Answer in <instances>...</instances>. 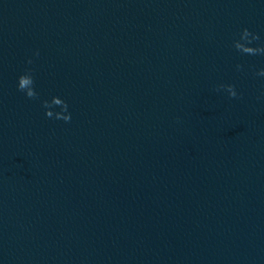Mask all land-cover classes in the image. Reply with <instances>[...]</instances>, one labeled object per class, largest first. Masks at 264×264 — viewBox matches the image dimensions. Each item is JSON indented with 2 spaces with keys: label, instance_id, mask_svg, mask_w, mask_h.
<instances>
[{
  "label": "water",
  "instance_id": "95a60500",
  "mask_svg": "<svg viewBox=\"0 0 264 264\" xmlns=\"http://www.w3.org/2000/svg\"><path fill=\"white\" fill-rule=\"evenodd\" d=\"M244 27L264 40V0H0V264H264Z\"/></svg>",
  "mask_w": 264,
  "mask_h": 264
},
{
  "label": "clouds",
  "instance_id": "9594fccd",
  "mask_svg": "<svg viewBox=\"0 0 264 264\" xmlns=\"http://www.w3.org/2000/svg\"><path fill=\"white\" fill-rule=\"evenodd\" d=\"M232 47L241 54L251 56H264V40H261L259 34L250 31L247 27L241 28L234 36L231 42ZM33 55L39 56V51H34ZM26 63L31 65L33 60L31 57L26 59ZM242 65L237 64L238 70L242 69ZM254 74L259 77H264V67L254 69ZM16 88L22 92L28 99H39V93L35 89V79L30 68H26L16 78ZM216 91H225L229 97H237L238 93L233 84H217ZM41 106L44 109L45 116L64 122L71 121V113L69 112L68 103L63 98L52 95L50 99L40 100ZM58 109V110H57Z\"/></svg>",
  "mask_w": 264,
  "mask_h": 264
}]
</instances>
